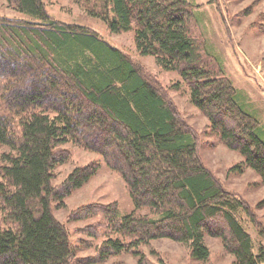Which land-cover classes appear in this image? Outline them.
Returning <instances> with one entry per match:
<instances>
[{
    "label": "trees",
    "instance_id": "16d2710c",
    "mask_svg": "<svg viewBox=\"0 0 264 264\" xmlns=\"http://www.w3.org/2000/svg\"><path fill=\"white\" fill-rule=\"evenodd\" d=\"M7 1L36 20L0 18V146L9 148L0 166V264H94L123 252L150 264L140 247L159 238L206 262L207 234L223 240L235 264H264L240 219L258 223L250 205L203 164L197 134L141 68L96 31L51 17L43 0ZM75 1L114 34L134 29L138 52L178 73L225 145L245 157L237 168H252L264 184L261 125L195 37L191 0ZM67 142L100 154L137 208L125 216L116 205L79 209L78 219L101 217L98 256L80 258L53 211L99 171L77 167L53 185L55 167L69 159L59 149Z\"/></svg>",
    "mask_w": 264,
    "mask_h": 264
},
{
    "label": "rangeland",
    "instance_id": "374dc122",
    "mask_svg": "<svg viewBox=\"0 0 264 264\" xmlns=\"http://www.w3.org/2000/svg\"><path fill=\"white\" fill-rule=\"evenodd\" d=\"M48 14L54 19L88 27L100 37L120 49L135 62L145 76L174 105L181 119L197 134L199 155L203 164L215 175L221 185L241 196L251 207L257 224L242 213V224L252 236L254 251L264 250V184L261 177L244 164L245 157L229 149L212 128L208 117L191 101L189 86L176 72L162 69L153 56H142L136 47L135 31L114 34L100 19L89 15L75 0H43ZM197 21H192L196 38L207 45L208 58L217 63L239 93H242L249 111L259 120L264 134V0H191ZM0 18L36 20L19 13L13 4L0 0ZM9 65V64H8ZM10 66V65H9ZM8 66V67H9ZM69 153V159L54 170L53 185L64 182L77 167L99 165L98 173L82 188L75 190L64 204H53L57 219L64 223L71 241L78 247V256H98L105 232L98 227L101 217L91 215L78 219L79 209L89 205H116L122 216L137 210L122 176L104 162L103 157L84 149L74 142L60 146ZM9 148L0 146V166ZM141 215H152L150 208L139 209ZM75 215V216H74ZM5 218L0 213V225ZM96 229V232H93ZM99 232V233H98ZM108 234V233H106ZM113 237H118L114 234ZM211 255L206 262L191 258L187 245L171 238L152 240L140 247L150 264H235V258L227 251L219 236H205ZM139 258L131 252L109 257L94 264H138Z\"/></svg>",
    "mask_w": 264,
    "mask_h": 264
}]
</instances>
